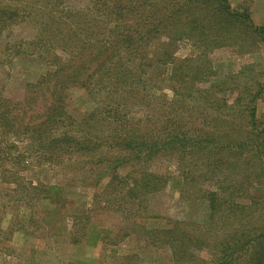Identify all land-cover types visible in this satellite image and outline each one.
I'll use <instances>...</instances> for the list:
<instances>
[{
    "label": "trees",
    "instance_id": "obj_1",
    "mask_svg": "<svg viewBox=\"0 0 264 264\" xmlns=\"http://www.w3.org/2000/svg\"><path fill=\"white\" fill-rule=\"evenodd\" d=\"M72 1L0 0V38L9 36V29L29 17L38 26L28 43L38 52L0 42V63L14 48L12 58L36 59L48 66L35 81L26 82L21 99L0 92V152L14 158L13 169L1 168L0 183L13 185L36 201L50 199L61 206L59 183H34L20 175L32 158L37 165H59L72 182L99 186L107 179L100 200L127 203L131 217H141L131 210L147 208L172 179L151 170L150 164L156 158H173L183 178L177 181L179 185L210 182L215 187L197 190L209 203L210 220L207 225L179 219L161 228L144 227L150 243L168 246L175 264H264V207H255L264 198L250 204L236 202L241 197L236 194L247 195L250 185L230 178L242 174L252 183L261 174L260 164L252 162L264 155V126L258 122L255 106L260 82L241 98L240 110L236 114L232 110L231 116L239 120L224 128L210 123L217 120L211 112L183 104L190 91H180L176 85L170 86L166 107L160 102L150 105L152 85L148 82L150 72L158 77L161 66L174 60L170 40L229 44L235 40L233 30L243 28L246 37H254L264 49V26L254 24L248 8L234 10L230 0H90L93 10L96 6L106 10L86 13L87 21L70 8ZM71 45L74 48L65 58L54 54ZM178 68L173 67L171 79ZM206 69L203 66L198 71L204 76ZM177 82L187 81L179 76ZM74 87L85 89L93 101L97 95L99 108L74 118L68 110L69 90ZM239 100L240 96L233 97L234 106ZM136 105L140 110L135 112ZM144 109H148L147 121L141 122ZM96 114L105 115L104 128L93 133L91 119ZM201 115L209 124L195 123ZM252 135L260 141L251 149L244 148L246 140L252 142ZM127 165L129 171L121 174L119 169ZM216 175L219 178L212 184L210 177ZM232 208L238 211L234 225L229 221ZM256 209H262L261 216H256ZM247 217L262 222L251 224L250 219L244 220ZM74 219L85 227L90 223L85 214H76ZM90 225L86 243L96 244L102 231ZM193 249H207L209 257H198Z\"/></svg>",
    "mask_w": 264,
    "mask_h": 264
},
{
    "label": "rangeland",
    "instance_id": "obj_2",
    "mask_svg": "<svg viewBox=\"0 0 264 264\" xmlns=\"http://www.w3.org/2000/svg\"><path fill=\"white\" fill-rule=\"evenodd\" d=\"M109 1L106 0L107 3ZM72 2L70 8L82 16L94 10L99 13L106 10L103 6L99 9L96 6L93 10L90 0ZM230 2L234 10L248 8L254 24L264 26V0H230ZM87 7H90V10ZM85 20H88L86 15ZM36 27L38 26L35 25V19L29 17L22 24L9 29V36H1L0 42L6 44L10 42V45H21L20 47L29 51L34 49L38 52L36 47L28 44L37 34ZM233 31L236 33L235 40L229 44L227 42L217 45L215 41L204 44L202 41H190L185 38L168 41L174 60L161 66L158 77L155 76V71L148 74L150 78L148 82L152 85L150 105L156 106L160 102L166 107L172 93L170 86L176 85L180 91L184 89L190 91L189 98L184 99L183 104L193 105L197 109L203 108L208 114L211 112V117L215 116L212 119L217 118V120L210 123L224 128L239 120L235 119L236 116H231V112L240 110L241 98L255 90V82L258 80L262 89L255 101L256 116L261 126H264V49L258 46L254 37L249 40L243 28H238V32ZM222 34L224 36L223 32ZM239 42L245 48L241 47ZM150 47L152 49L153 45ZM73 48V45L64 50L59 48L54 54L65 58L67 52ZM13 49L6 52L9 56L0 63V92L8 98L21 99L26 82L35 81L48 66L36 59L20 61L18 58H12ZM51 54L48 53L47 57H51ZM1 58L0 51V61ZM174 66L179 68L175 79H171ZM203 66L208 68L204 76L200 74L201 71H198ZM179 76L187 82H177ZM236 95L240 96V100L239 105L234 106L233 97ZM224 100L227 101L224 102ZM68 104L69 112L76 119L90 114L101 105L97 95L94 96L93 101L87 91L80 87L69 90ZM138 106L136 105L133 109L135 112L137 108L139 109ZM146 113L148 109H144L141 122L147 121L144 117ZM104 116V114L99 116L96 114L91 119L94 126L93 133H97L98 128H104L102 119ZM204 122L202 115L195 120V123H200L201 126L209 124L208 121ZM251 140L252 142L246 140L247 145L244 148L251 149L260 141L253 135ZM13 161L14 158H6L0 152V170L4 166L13 169ZM252 162L260 164L261 174H258V180L247 183L242 174L230 176L235 182L239 180L238 182L243 185H250L247 195L236 194V197L241 196L235 199L236 202L250 204L254 199L258 201L264 198V155ZM27 164L30 166L21 170L20 175L34 183L41 181L59 183L63 190L62 204L56 205L50 199L36 201L17 191L13 185L6 187L0 183V264H175L168 246L152 245L144 233V227L161 228L168 222L179 219L207 225L210 220L209 203L197 190H214L215 187L210 185V182L179 185L177 181H182L183 178L173 158H156L150 164L151 170L168 175L172 179L162 191L153 196L147 208L136 207L131 210L132 213L141 214V217L134 218L131 217L130 210L126 208L127 203L114 205L106 202L105 204L104 200H100L102 197L100 193L107 179H104L99 186H92L81 181H69L68 177L64 176L65 171L60 170L59 165L48 163L37 165L32 158L28 159ZM128 171V165L119 169L121 174ZM2 175L0 171V182ZM218 178V175L210 177L212 184H215ZM118 206L119 209L116 208ZM255 207H264V202L259 201ZM231 210L229 221H232L234 225L233 219L238 211L235 208ZM261 212L262 209H256V216H261ZM145 213L147 218L143 217ZM76 214L89 216L87 220L91 225L94 224L102 231L101 240H97L96 244L86 243L85 232L89 230L90 223L87 227L84 223H76L74 219ZM255 218L247 217L244 220L250 219L251 224L254 221L256 225H260L262 220ZM70 220L75 221V226L71 227ZM69 229L71 235L68 234ZM193 251L198 257L204 259L209 257L207 249H193Z\"/></svg>",
    "mask_w": 264,
    "mask_h": 264
}]
</instances>
